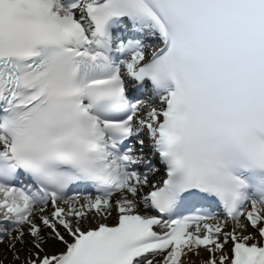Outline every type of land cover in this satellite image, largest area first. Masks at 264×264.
Instances as JSON below:
<instances>
[{
	"label": "snow or ice",
	"instance_id": "snow-or-ice-1",
	"mask_svg": "<svg viewBox=\"0 0 264 264\" xmlns=\"http://www.w3.org/2000/svg\"><path fill=\"white\" fill-rule=\"evenodd\" d=\"M5 237L9 264H264V0H0Z\"/></svg>",
	"mask_w": 264,
	"mask_h": 264
},
{
	"label": "bare ground",
	"instance_id": "bare-ground-1",
	"mask_svg": "<svg viewBox=\"0 0 264 264\" xmlns=\"http://www.w3.org/2000/svg\"><path fill=\"white\" fill-rule=\"evenodd\" d=\"M110 222H111V219H110ZM6 239L4 240V243L3 244H0V258H3V257H7V260H5V264H9V262L11 261V252H8L6 250V245L8 243V239L7 237H5ZM195 259V258H193Z\"/></svg>",
	"mask_w": 264,
	"mask_h": 264
},
{
	"label": "rangeland",
	"instance_id": "rangeland-1",
	"mask_svg": "<svg viewBox=\"0 0 264 264\" xmlns=\"http://www.w3.org/2000/svg\"><path fill=\"white\" fill-rule=\"evenodd\" d=\"M6 238H4V240H5Z\"/></svg>",
	"mask_w": 264,
	"mask_h": 264
}]
</instances>
